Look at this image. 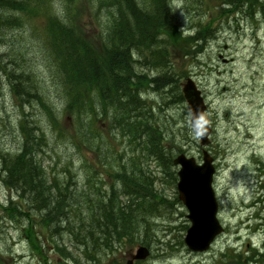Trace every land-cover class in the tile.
<instances>
[{
    "label": "trees",
    "instance_id": "16d2710c",
    "mask_svg": "<svg viewBox=\"0 0 264 264\" xmlns=\"http://www.w3.org/2000/svg\"><path fill=\"white\" fill-rule=\"evenodd\" d=\"M215 1L228 13L256 3ZM210 18H204L199 31L190 36L179 30L170 0H0V72L19 103L16 128L20 134L11 161L0 150L2 183L17 198L2 205V210L11 220L24 218V239L36 257H45V237L50 241L63 231L90 260H97L99 250L112 253L119 245L150 248L146 235L157 195L135 156L130 167L118 159L119 173L113 174L114 182L104 194L91 192L98 186L86 171L93 164L85 157L83 188L73 187L69 168L61 177L48 173L40 158L48 134L41 122H30L24 108L40 106L56 137L81 156L87 148L99 151L102 145L92 141L108 127L110 134L116 131L127 138L133 151L152 157L169 174L172 156L181 150L172 146L173 135L161 131L153 120V107L140 96L151 89L171 103L183 102L178 83L187 72L176 73L170 60L173 54L193 59L202 52L214 20ZM145 64L156 65L159 76L144 73ZM46 82L59 107L46 97ZM58 118L68 119L69 126L57 128ZM107 160L104 156L101 161ZM117 182L122 184L120 190ZM120 194L126 205L118 199ZM90 238L97 242L89 244ZM55 249L60 257L78 263L71 251Z\"/></svg>",
    "mask_w": 264,
    "mask_h": 264
},
{
    "label": "rangeland",
    "instance_id": "374dc122",
    "mask_svg": "<svg viewBox=\"0 0 264 264\" xmlns=\"http://www.w3.org/2000/svg\"><path fill=\"white\" fill-rule=\"evenodd\" d=\"M197 1L170 0L176 23L184 35L194 34L204 18L211 17L214 19L212 37L194 59L173 54L171 62L175 72H187V77L201 91L212 128L206 148L214 158L216 171L212 185L218 202V219L224 232L207 251L193 253L183 243L189 223L187 211L177 198L174 168L171 167L168 174L152 157L138 149L133 151L135 147L128 145L127 138L116 131L110 134L106 130L108 127L92 141L102 145L99 151L93 153L87 148L81 156L63 138L56 137L40 106H27L24 112L30 122L32 119L41 122L43 131L48 134L47 146L40 155L46 171L61 177L69 168L70 181H74L77 189L83 188L85 183L86 172L81 168L83 157L89 165L94 164V170L88 169V172L92 175L93 185L96 182L98 188L91 192L100 191L102 194L113 184V174L119 173L118 159L126 160L130 167L134 162L130 160L132 156L137 157L135 163L138 160L144 174L151 179L152 193L157 199L156 212L149 218L150 230L146 235L151 254L134 264H264V188L261 189L264 184V0H256L254 6L245 5L239 12L232 13L224 12L228 9L218 1ZM218 11H222L219 17ZM2 52L3 47H0V54ZM135 67L140 71L139 65ZM143 72L146 73L145 67ZM184 80L180 78V84ZM45 93L52 104L58 105L48 83ZM142 98L146 106L153 107V120L161 131L173 135L172 146L200 162L202 149L199 141L193 140L189 134L185 102L170 103L163 94L151 89ZM17 106L19 103L10 92L9 82L0 72L2 151H15L19 143ZM161 110L162 115L159 114ZM163 116L164 122L161 123ZM68 126V120L58 118L57 128ZM104 156L105 159L108 157L106 162L101 161ZM96 178L101 179L100 186ZM121 187V182H117V190ZM120 199L127 204L126 198ZM9 200L17 201L16 193L6 188L0 177V264H44L43 258L48 264L57 261L62 264H126L138 246L119 245L112 253L99 250L97 260H90L83 247H77L70 234L63 231L50 241L46 240L47 237L43 239L45 257L38 258L24 239L21 228L24 218L11 220L2 210V205L8 206ZM55 246L71 251L78 263L60 257Z\"/></svg>",
    "mask_w": 264,
    "mask_h": 264
},
{
    "label": "water",
    "instance_id": "95a60500",
    "mask_svg": "<svg viewBox=\"0 0 264 264\" xmlns=\"http://www.w3.org/2000/svg\"><path fill=\"white\" fill-rule=\"evenodd\" d=\"M183 94L187 101V109L200 110L205 120L206 135L201 138V145L208 143L207 137L210 132L207 118L204 114L205 107L199 95V91L191 80H187L183 85ZM212 159L203 152L202 165H196L193 158H186L184 155H178L173 163L180 165L177 172V192L178 199L186 207L188 214L187 219L190 226L184 237L185 245L194 252H203L207 250L214 238L222 232V228L216 218L217 203L211 187L213 167ZM148 251L140 247L132 257L134 260L146 258ZM130 260L127 264H131Z\"/></svg>",
    "mask_w": 264,
    "mask_h": 264
},
{
    "label": "clouds",
    "instance_id": "9594fccd",
    "mask_svg": "<svg viewBox=\"0 0 264 264\" xmlns=\"http://www.w3.org/2000/svg\"><path fill=\"white\" fill-rule=\"evenodd\" d=\"M189 122V134L193 140H200L206 135L205 120L200 110H191Z\"/></svg>",
    "mask_w": 264,
    "mask_h": 264
},
{
    "label": "bare ground",
    "instance_id": "6f19581e",
    "mask_svg": "<svg viewBox=\"0 0 264 264\" xmlns=\"http://www.w3.org/2000/svg\"><path fill=\"white\" fill-rule=\"evenodd\" d=\"M157 61H159V59L157 58ZM145 70H146V73L148 74V75H154L155 74V72H156V65H149V64H145ZM161 73V71H160V69H158V71L156 72V76L158 75L159 76V74ZM157 76V77H158ZM171 103V102H170ZM178 102H176V103H174V104H177ZM161 113V115L163 114V110H161L160 112H159V114ZM164 116H163V118H161V123H163L164 122ZM29 124V127L30 126H32V124H30V123H28ZM32 134H29V136H31ZM18 147H19V145H17V148H16V150L15 151H17V149H18ZM15 151H5L4 150V152L2 153V154H7V155H9L10 156V154L11 153H14ZM13 159V154L10 156V158H9V160L11 161ZM18 192H21V191H19V190H17ZM17 192V193H18ZM86 236V235H85ZM90 240V242H89V244L91 243V244H95L96 242H97V240L96 239H93V238H90L89 239Z\"/></svg>",
    "mask_w": 264,
    "mask_h": 264
}]
</instances>
